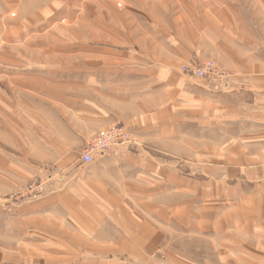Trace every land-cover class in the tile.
Listing matches in <instances>:
<instances>
[{"label":"crops","instance_id":"1","mask_svg":"<svg viewBox=\"0 0 264 264\" xmlns=\"http://www.w3.org/2000/svg\"><path fill=\"white\" fill-rule=\"evenodd\" d=\"M261 7L0 0V248L16 264H264ZM192 60L228 76L205 85ZM121 122L138 153L82 163ZM39 179L44 198L4 203Z\"/></svg>","mask_w":264,"mask_h":264},{"label":"rangeland","instance_id":"2","mask_svg":"<svg viewBox=\"0 0 264 264\" xmlns=\"http://www.w3.org/2000/svg\"><path fill=\"white\" fill-rule=\"evenodd\" d=\"M261 15L264 18V0H262ZM57 45H58V43H57ZM205 64H207L208 66L212 67L215 72H217L219 74L222 73L223 74V78L228 76V73H226L223 70H221L220 67L213 60H204V61L192 60V61H190L188 63L183 64L182 67H181V71L186 76H189L191 78L203 81L205 83V85L215 86L216 88H218V85L221 83V80L223 78L221 80L219 79L217 81V79L214 80V77H210V78L199 77L196 73H194V69L195 68H197L198 66H201V65H205ZM113 127H116V129L118 131H120V132L121 131H127L129 134H131L132 141H134V142L131 143V145H129V146H125V144L122 145L120 140L115 143V140L114 139L112 140L114 132L116 131V130H114ZM100 132H103L106 135L104 140L101 142L100 146L104 147L105 149H108L109 150V152H108L109 154L111 152H113L114 150H119V149L124 154L125 153H131V152L138 153V145L135 144V140H134V137H133V132L127 126V124L121 122V123H119L117 125H113V126L108 127V128H103V129L98 131V133H100ZM98 133H96V135H98ZM96 135L91 137L89 139L88 143H90ZM88 143L85 145V147L83 148V150L81 152V158L80 159H81L82 163H83L82 156H83V153L85 152V150L87 148ZM108 153H106L105 155H107ZM39 181H44V180L39 179V180L30 182V183H38ZM30 183H28V184H30ZM28 184L24 185L23 187H21L20 189H18L14 193L3 197L4 203L8 204L11 209H15V208H18L19 206H21L23 204L38 201V200L44 198L45 195L47 194V185H46V182H45V184H44L45 185V190H44V192L42 194L34 196V197H31L29 200H22V201L16 200V197L18 196L19 192H21ZM12 253H13L12 250L4 251L3 249L0 248V264H16ZM18 264H20V263H18Z\"/></svg>","mask_w":264,"mask_h":264},{"label":"built area","instance_id":"3","mask_svg":"<svg viewBox=\"0 0 264 264\" xmlns=\"http://www.w3.org/2000/svg\"><path fill=\"white\" fill-rule=\"evenodd\" d=\"M194 73H196L199 77H214V80L217 79V81L223 78V74H219L213 70L212 67L208 66L207 64L198 66L194 69ZM117 127V126H116ZM116 127H113L114 132L113 138L115 140V143L117 141H121L122 145L125 144V146L131 145L134 141H132V136L127 131H118ZM105 133L100 132L98 135H96L93 140L88 143L87 148L85 152L83 153V163L89 164L94 161V158L96 156H105L106 153L109 152L108 149H105L104 147L100 146L101 142L105 138ZM45 182L39 181L38 183H30L28 184L21 192H19L18 196L16 197V200L22 201V200H29L31 197L40 195L45 190Z\"/></svg>","mask_w":264,"mask_h":264}]
</instances>
